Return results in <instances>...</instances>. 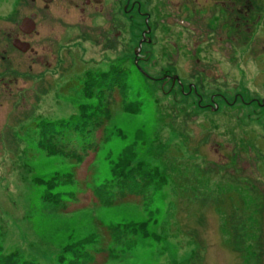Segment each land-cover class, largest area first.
I'll return each mask as SVG.
<instances>
[{
    "label": "rangeland",
    "instance_id": "obj_1",
    "mask_svg": "<svg viewBox=\"0 0 264 264\" xmlns=\"http://www.w3.org/2000/svg\"><path fill=\"white\" fill-rule=\"evenodd\" d=\"M32 12L38 56L10 53L8 35ZM119 27V38L96 35L90 21L0 0V259L250 264L264 150L242 143L257 137L256 116L222 102L218 112H188L190 100L160 82L165 73L192 80L188 52L153 49L144 76L132 65L136 40ZM226 34L211 33L222 43L209 49V83L231 102L237 85L252 91L241 81L252 55Z\"/></svg>",
    "mask_w": 264,
    "mask_h": 264
},
{
    "label": "flooded vegetation",
    "instance_id": "obj_2",
    "mask_svg": "<svg viewBox=\"0 0 264 264\" xmlns=\"http://www.w3.org/2000/svg\"><path fill=\"white\" fill-rule=\"evenodd\" d=\"M30 1L34 6L40 4L43 12L50 19L59 15L68 21L77 19L80 25L90 21L92 30L96 35L100 34L101 28L107 33L111 31L115 38H119L122 35L119 26H122L123 34L129 35L127 37L128 43H130L129 39L136 40L137 44L133 48L131 58L132 65L138 68L144 76L147 75L139 67L155 65L153 49H158L160 56L163 50L169 47L176 48V51L184 48L188 55L183 60L182 66L191 68L192 80L184 84L180 74L165 73L160 80L162 88L169 86L170 93L179 94L183 100L189 99L191 107L188 112H218L222 108L221 102L230 111L236 109L237 104V107L247 109L250 116H256L254 122L256 124H253L250 133L257 137L254 139L245 137L242 145L251 147L253 144L258 151L260 148L259 152L264 150V97H258L264 88V0ZM36 14L37 12H32L29 18H24L30 19L34 24L31 31L24 32L19 26V32L8 35L7 38L10 42H7L6 47L11 51L10 53L15 55L31 53L34 57L38 56L39 50L32 46V40L29 41L31 35L37 34L35 31ZM115 19L122 20L121 24ZM224 32L227 33L224 35V40L229 43V47L230 43H240V45L248 48L247 53L253 56V59L251 56L249 60L252 66L250 69H246L251 70L252 75L244 71L245 79L241 80H252V83L250 82L252 91L249 88H243L245 87L243 85H237L238 88H241L239 91L238 88L234 89L231 102L227 96H224L225 94L210 93L212 89L209 80L213 76L210 72V66L217 62L211 59L209 49L213 44L222 41L216 38L213 40L211 33ZM165 33H169L170 37L176 36L174 41L176 43L171 45L166 39L163 42V34ZM109 39L107 38L105 42H109ZM14 42L17 45H28L27 50L25 52L20 51L14 46ZM217 46L218 49L221 48L220 44ZM179 55L180 52L176 54V57L179 58ZM1 59L4 60V58ZM235 67L237 72L239 69L236 65ZM176 71L180 73L179 70L176 69ZM253 82L255 83L253 84ZM247 91L253 94L250 98H247L249 96ZM260 117L262 120H259ZM249 150L251 149L245 150L243 157H248L247 152L249 153ZM260 165L264 167L263 164ZM243 167L248 168L249 164L247 163ZM260 182L263 186L257 187L256 194L258 201L264 202V174ZM252 215L255 222L252 228L250 264H264V208L255 206Z\"/></svg>",
    "mask_w": 264,
    "mask_h": 264
},
{
    "label": "water",
    "instance_id": "obj_3",
    "mask_svg": "<svg viewBox=\"0 0 264 264\" xmlns=\"http://www.w3.org/2000/svg\"><path fill=\"white\" fill-rule=\"evenodd\" d=\"M33 28H34V24L32 23L30 19H24L20 24V29L23 30L24 32H29ZM14 46L22 52H25L28 48V45L26 44L17 45L15 44V42H14Z\"/></svg>",
    "mask_w": 264,
    "mask_h": 264
},
{
    "label": "trees",
    "instance_id": "obj_4",
    "mask_svg": "<svg viewBox=\"0 0 264 264\" xmlns=\"http://www.w3.org/2000/svg\"><path fill=\"white\" fill-rule=\"evenodd\" d=\"M113 76V73L111 74V77ZM107 77V76H106ZM112 78H114V77H112ZM114 82V81H113ZM86 119V118H85ZM81 120V119H80ZM3 258V259H2ZM1 259H0V264H21V263H18V262H16V258H17V256L15 255V254H13V255H11V256H7V257H2ZM22 264H33L32 262H23ZM102 264H104V263H102Z\"/></svg>",
    "mask_w": 264,
    "mask_h": 264
}]
</instances>
